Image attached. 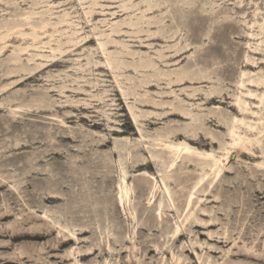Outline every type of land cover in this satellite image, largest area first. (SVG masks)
<instances>
[{"label": "rangeland", "instance_id": "obj_1", "mask_svg": "<svg viewBox=\"0 0 264 264\" xmlns=\"http://www.w3.org/2000/svg\"><path fill=\"white\" fill-rule=\"evenodd\" d=\"M259 76L264 0H0V170L23 181L20 193L0 186V242L8 243L0 264H168L150 249L162 242L169 259L170 245L177 253L190 239L204 263L264 264V195L254 196L264 187V135L252 151L229 145L235 117L264 116ZM166 143L191 151L171 166ZM225 147L229 168L211 183L207 154ZM155 180L176 207L165 204L161 223L162 190L148 203ZM51 190L59 198H48ZM190 191L195 214L217 220L172 243V215L186 213ZM44 211L75 235L61 243L51 223L45 236L23 234L44 227ZM16 219L23 230L13 236L3 227ZM234 240L259 259L228 257ZM184 255L198 264L194 252Z\"/></svg>", "mask_w": 264, "mask_h": 264}, {"label": "bare ground", "instance_id": "obj_2", "mask_svg": "<svg viewBox=\"0 0 264 264\" xmlns=\"http://www.w3.org/2000/svg\"><path fill=\"white\" fill-rule=\"evenodd\" d=\"M7 35L5 34L2 38H5ZM247 73L244 72L243 76H246ZM182 81V79H177V80H171L168 82V84H171L172 82H180ZM257 82L260 85H264V76H259L257 79L252 80ZM240 85L242 87L245 86V80L242 79L240 82ZM250 93V92H249ZM252 95H254L253 93H250ZM260 99V104L264 105V95L263 96H259ZM237 103L241 109V111L243 112H248V103L243 100L242 97H238L237 98ZM14 114L17 112V110L13 111ZM251 114L255 117H257L256 119H248L246 118V116L239 118V117H235L234 119V126L231 129V142L229 143L230 146H232L235 149H238L239 151H252L253 147L255 145H259L260 142L262 141V136L264 135V116L263 114H259V112L256 111H251ZM244 126V130H241L240 126ZM16 145H18L16 143ZM166 147L174 149L175 150V155L171 160V166H174L177 164L178 160L181 158L183 153H187L191 151V148L188 145H183V144H171V143H166L164 144ZM262 153L264 154V150L262 151ZM207 155H210L212 157L209 165V170L210 172H212L211 174H213L211 183L214 182L216 179L218 178H222L223 174H224V169L229 168L226 165L228 164V161L230 159V155H231V151L229 150L228 147L224 148V152L220 155H214L212 153H209ZM257 166L259 168V170H264V160L260 161L257 163ZM30 172V171H29ZM207 174V173H206ZM206 174L200 179V181L198 183H203V181L206 179ZM23 181H17L16 179H14V177L12 175H4L2 173V171L0 170V186L3 184L9 185L10 189L13 191H16L17 193H20L19 188L21 186ZM118 188H119V197H118V201L119 204L122 208V210L124 211V213L127 214V207L131 205V198H132V188L129 186L127 180H126V176L123 175L121 181L118 184ZM161 189L163 192V198L159 204H158V213H157V217L159 222L161 223L163 221V212L165 210V204L168 203V205L171 208H176L175 207V202L173 199V196L171 194V191L169 189V187L167 186V184L162 181V183H160L158 180H155L154 183V188L151 191V194L148 198V203L149 204H153L156 200H155V192ZM195 191H190L187 198H186V213L183 214H179L178 211H176V213L174 215H172V217L175 219L174 221V225L172 227V229L169 231L168 234V238L169 241L172 243L177 242L178 240H180V238L184 235H189V233L192 232V226L197 225V224H213L214 221H216L217 219H212L209 222H205L203 220H201L196 214H195V210H194V206L196 205L195 203ZM255 195L257 197V200H260L262 197L260 195H264V187H261L260 190H256ZM59 194L54 192V191H50L49 192V197L48 198H52V199H57ZM30 210H32V208H30ZM8 212V213H7ZM7 214L6 216H10L12 215L11 213V209L7 210ZM33 212V211H31ZM130 214L133 216V218L135 219V216L133 215V212H130ZM32 215H28L25 218H23L21 223H24L26 221H28ZM39 217L44 221V227L40 226V227H29L28 232H24L23 234H30L33 236H45L46 233L49 232V229L52 228L49 223H51V225L55 228L58 229V236L60 239H62L60 242L61 243H66V235L70 234L72 236L75 235V232L68 226H64L62 225L60 222L58 221H54L50 218V215H48L47 212H43L42 214L39 215ZM18 219V218H17ZM14 220L12 222H8L6 224L5 227L3 228H7L9 229V232L13 233V236H18V234L20 233V230H23V228L20 226V222H18V220ZM21 219V218H19ZM19 223V225H18ZM18 225V226H17ZM22 228V229H21ZM25 230V228H24ZM35 230H39V232L35 231ZM1 231V228H0ZM3 231V230H2ZM22 234V232H21ZM210 237H213L212 234H210ZM225 240V242L228 241L227 236L223 237ZM165 241V240H162ZM234 245L236 247V251H234L233 249H228L226 251L227 256H238V255H246L248 257H259L260 255L258 253H256L255 248L253 246H249L248 244H245L244 246H238L237 245V241L234 240ZM0 244L2 245H7L8 243L1 241ZM195 243L193 242V240L190 239V242H183L180 246H178V252L176 253L174 248L170 245L168 247V250L171 253V257L168 259L165 256L164 250L166 249L164 244L162 242H158L153 248L150 249V251H154L156 252L157 255H161L162 259L168 260V264H192L189 261V257L184 255L185 252H194L195 256L197 257L198 260V264H239L235 261H232V259L230 258H226V260H224L223 262H217V261H213V259H209L207 263H204V259L202 258V255L199 254L195 248H194ZM234 247V248H235ZM28 249V248H27ZM40 249H43V246H41ZM19 250V249H18ZM22 250V249H21ZM29 251V250H28ZM26 251V249L20 251V255H25V254H29V256H32L30 254V252ZM35 254V253H34ZM89 254V253H87ZM70 255H75V252L73 250L70 251ZM8 258H12V255H8ZM229 257V256H228ZM14 258V257H13ZM259 259V258H258ZM33 260V259H32ZM166 262V261H165ZM163 263V264H167V263ZM72 264H81L80 261H78L75 258V261ZM109 264V263H107Z\"/></svg>", "mask_w": 264, "mask_h": 264}]
</instances>
